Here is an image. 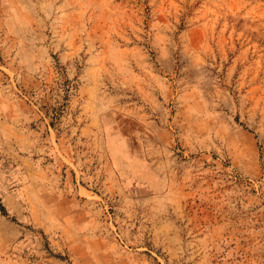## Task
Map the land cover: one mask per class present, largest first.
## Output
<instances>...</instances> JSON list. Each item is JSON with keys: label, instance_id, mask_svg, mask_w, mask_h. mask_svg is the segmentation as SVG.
<instances>
[{"label": "rangeland", "instance_id": "rangeland-1", "mask_svg": "<svg viewBox=\"0 0 264 264\" xmlns=\"http://www.w3.org/2000/svg\"><path fill=\"white\" fill-rule=\"evenodd\" d=\"M0 264H264V0H0Z\"/></svg>", "mask_w": 264, "mask_h": 264}]
</instances>
